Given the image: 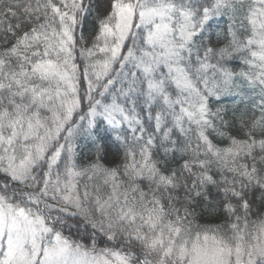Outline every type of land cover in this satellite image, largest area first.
<instances>
[{
  "label": "snow or ice",
  "instance_id": "snow-or-ice-1",
  "mask_svg": "<svg viewBox=\"0 0 264 264\" xmlns=\"http://www.w3.org/2000/svg\"><path fill=\"white\" fill-rule=\"evenodd\" d=\"M0 6V264H264V0Z\"/></svg>",
  "mask_w": 264,
  "mask_h": 264
},
{
  "label": "trees",
  "instance_id": "trees-1",
  "mask_svg": "<svg viewBox=\"0 0 264 264\" xmlns=\"http://www.w3.org/2000/svg\"><path fill=\"white\" fill-rule=\"evenodd\" d=\"M0 11H3L2 6H0ZM221 26H223V24H221ZM232 63L234 67H237V68L239 67L238 61H233ZM222 103L226 105L227 107L232 108L234 105H237L239 103V97L235 95L225 96L222 99ZM77 143L79 145V151L81 153V162L85 163L88 159L92 158L91 156V152L93 151L92 145L89 143L87 139L83 137L79 138ZM107 143L110 145L109 150H108V162L113 163V162L118 161L119 157L115 155L116 147L112 143V140L109 139Z\"/></svg>",
  "mask_w": 264,
  "mask_h": 264
}]
</instances>
